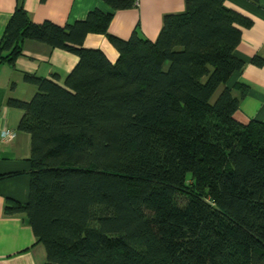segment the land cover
<instances>
[{"label":"trees","instance_id":"obj_1","mask_svg":"<svg viewBox=\"0 0 264 264\" xmlns=\"http://www.w3.org/2000/svg\"><path fill=\"white\" fill-rule=\"evenodd\" d=\"M185 4L156 40L107 35L115 61L84 46L109 34L112 12L59 25L14 11L0 65L28 39L78 57L63 81L24 74L35 95L9 100L31 135L32 178L29 200L5 211L27 215L46 264H264V121L236 118L247 89L230 84L252 22L225 0Z\"/></svg>","mask_w":264,"mask_h":264},{"label":"crops","instance_id":"obj_2","mask_svg":"<svg viewBox=\"0 0 264 264\" xmlns=\"http://www.w3.org/2000/svg\"><path fill=\"white\" fill-rule=\"evenodd\" d=\"M134 7L115 10L103 0H0V40L16 8L23 3L34 22L50 20L59 25L74 24L87 18L94 10L112 12L109 34L89 33L84 46L100 48L115 61L118 51L107 35L128 39L136 31L156 40L167 14L185 11V0H135ZM225 4L251 19L242 27L236 55L244 68L236 73L230 84L244 85L246 95L241 99L236 118L242 122L264 121V0H225ZM261 58L257 63L254 58ZM78 57L69 51L44 42L28 39L15 66L0 65V264H46L47 252L39 241L24 213L7 214L9 200L26 203L30 196L32 178L31 135L19 129L23 110L9 104L11 98L30 101L37 91L24 74L40 77L57 74L62 81L77 64ZM239 91V90H238ZM239 94V92H237Z\"/></svg>","mask_w":264,"mask_h":264},{"label":"built area","instance_id":"obj_3","mask_svg":"<svg viewBox=\"0 0 264 264\" xmlns=\"http://www.w3.org/2000/svg\"><path fill=\"white\" fill-rule=\"evenodd\" d=\"M4 136H5L4 133L0 134V142H1V140H2V138H3Z\"/></svg>","mask_w":264,"mask_h":264}]
</instances>
